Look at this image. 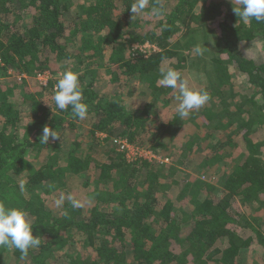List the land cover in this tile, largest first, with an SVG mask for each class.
Listing matches in <instances>:
<instances>
[{
  "label": "trees",
  "instance_id": "1",
  "mask_svg": "<svg viewBox=\"0 0 264 264\" xmlns=\"http://www.w3.org/2000/svg\"><path fill=\"white\" fill-rule=\"evenodd\" d=\"M134 2L0 0V200L27 210L41 239L27 256L0 247V264H59L58 251L68 264H264V22L242 21L238 0H150L168 10L159 19L133 15ZM210 36L216 53L199 88L210 105L192 112L194 135L179 152V166L192 173L173 163L163 170L156 159L130 161L117 140L168 158L164 140L178 137L181 124L177 114L169 120L174 91L159 83L161 71L182 72L195 41ZM145 44L151 49L136 47ZM68 69L81 73L89 105L82 121L54 104L58 75ZM46 73V88L31 92L27 79ZM131 82L147 85L150 102L125 105L120 95ZM107 84L116 87L111 94ZM17 90L31 114L24 123L11 100ZM46 94L49 107L40 100ZM90 119L86 137L111 146L102 162L76 155L79 140L61 143L70 133L82 137ZM45 126L60 137L41 143ZM67 175L93 182L74 196L83 207L66 199L55 211L49 196Z\"/></svg>",
  "mask_w": 264,
  "mask_h": 264
},
{
  "label": "clouds",
  "instance_id": "2",
  "mask_svg": "<svg viewBox=\"0 0 264 264\" xmlns=\"http://www.w3.org/2000/svg\"><path fill=\"white\" fill-rule=\"evenodd\" d=\"M240 7L234 8L235 14L245 23L256 20L264 22V0H238ZM150 0H135L130 10L133 15L155 17L157 19L167 15V8L162 3H152ZM163 27H166L164 25ZM209 50L204 41L197 43L193 49L196 56L203 57ZM81 73L68 69L60 73L54 86L53 100L57 110L63 112L71 110L73 118L85 120L89 114V105L84 101L83 87L80 81ZM159 83L176 92V114L181 118L189 117L194 110L203 108L211 95L205 89L193 88L189 79L180 70L167 67L161 71ZM60 135L56 129L48 126L43 128L40 142L47 144L49 139H57ZM26 180L19 181L21 192L26 191ZM72 208H81L83 203L71 194L63 193L55 199L56 208H62L65 200ZM67 215V212L64 213ZM33 222L29 213L23 208L10 207L4 200H0V247L17 249L23 256H27L29 249H36L41 245L39 236L33 234Z\"/></svg>",
  "mask_w": 264,
  "mask_h": 264
},
{
  "label": "rangeland",
  "instance_id": "3",
  "mask_svg": "<svg viewBox=\"0 0 264 264\" xmlns=\"http://www.w3.org/2000/svg\"><path fill=\"white\" fill-rule=\"evenodd\" d=\"M237 6V5H236ZM210 41L204 42L205 47H208L209 50L205 53V55L203 57H199L196 56L193 52V50H189L190 52L192 51V56L189 57L188 63H187V67L186 69L184 68L182 70L183 75L185 76V78L189 79V83L193 86V88H201L204 83V72L206 69L207 64L210 63L211 58L213 57L214 53H216V47L214 46L213 43V39L210 36ZM197 43H201V41L197 42L195 41V43L193 44V49L195 47V45ZM139 49H142L143 51H148L149 49H151V46H148L147 44H145L142 47L136 46ZM187 52V51H186ZM166 65L163 67V69H166ZM62 73V72H61ZM10 74L12 75L13 72L10 71ZM27 78V77H26ZM41 79H39V76L30 79L27 81L29 82V89L31 90V92L33 93H39L41 92V90H44L47 86L48 81L50 80V75L48 73L40 76ZM101 81V79H100ZM102 86H105V82L102 81L101 82ZM42 87H44L42 89ZM116 87H107L105 89V93L106 94H111V90L115 91ZM131 89V91L133 92L132 94H128V90ZM21 93L17 90L15 91V94L11 97L12 101L16 104L19 105V107H22V111L24 110L23 106H22V101H21ZM176 92H174V95L172 97V110L170 112V114L168 115L169 120L174 119L176 116V105H177V101L175 100V96H176ZM120 98L122 100H124V103L127 107H132V106H139V105H145L146 103L150 102L151 97L149 95V89L147 87V85H136V83L131 82L129 85H127L123 91L122 94L120 95ZM40 100H42L44 102V107H49V102H50V95L46 94V96L40 97ZM206 105H210V102H208ZM205 107V106H204ZM161 117H167L166 115V111H163L160 118ZM197 116L195 115V113H191V115L189 117L186 118H179L178 124H181L180 126V133L178 134V137L173 138V137H169V135L166 137V139L164 140V145H165V149L166 152L169 154L168 158H165L163 156L160 155H156L154 154L151 150H146L143 149L141 147H137L133 144H129L126 140H123L122 142L125 144V147L119 146V148L117 149L118 152L123 153L126 155L127 158H129L130 160H133L137 157H144L147 160H152V159H156L159 162L162 163L163 166V170L165 167V165H170V164H175L176 167H178L181 170H185L188 171L190 173V171L188 169H186L185 167L179 166L180 163L179 161L181 160V155L179 152H181L182 150H184L182 141L184 140H189L190 136H193L194 133L192 132V125L191 122L192 120H194ZM156 117H154L155 119ZM172 118V119H171ZM30 121L31 120V114L23 111L22 114V121L23 123L25 121ZM91 119L88 120L87 122H84L81 126V128H83L79 133L82 137L77 138L75 133L74 134H68L67 136H65L62 140L61 143H64V145L66 147H68L72 141L74 139L79 140L82 144V147L77 148L74 146H71V150L76 153V155H78L80 158L83 159H93L95 162H102V155L105 154H109L111 153V146L110 144H108V142H102L96 143L95 141L89 139L86 137L87 131L91 130ZM166 123V122H165ZM154 125H152V127H149V130L147 132V134L143 135L142 137H144L145 139H142V141L146 142L148 139L146 138H150L152 132L153 131ZM148 136V137H147ZM261 136V134L256 133L255 134V139H259ZM75 137V138H74ZM99 138H106V135L104 134H98ZM118 144L121 145V143L117 142ZM181 144V145H180ZM65 154V153H64ZM63 154V155H64ZM177 160L178 162L174 161ZM192 173V172H191ZM190 173V174H191ZM196 173V172H195ZM216 173L219 174V171L216 170ZM93 177H91L90 175H88V177L84 178V177H80V176H73V175H67V178L64 179V183L61 184V188L59 187V185L57 184V186L60 188L59 190L53 192L50 196H49V206L50 208L54 209L55 211H62V208H56L54 201L56 198H58L61 193H62V189H66L65 192H67V194H71L72 196H77V194H81V192H83L82 189L88 187L87 185L90 183H92L93 181ZM88 182V184H87ZM85 190V189H84ZM83 195V194H81ZM54 259H56L58 261L59 264H68L66 261V257H65V253L62 251H58L55 255H54ZM53 259V260H54ZM15 264V262H13L12 260H10V262L5 261L4 264Z\"/></svg>",
  "mask_w": 264,
  "mask_h": 264
},
{
  "label": "built area",
  "instance_id": "4",
  "mask_svg": "<svg viewBox=\"0 0 264 264\" xmlns=\"http://www.w3.org/2000/svg\"><path fill=\"white\" fill-rule=\"evenodd\" d=\"M40 76H42V75H39V79H41L40 78ZM119 143H121V146L122 147H125V144L122 142L123 140H117ZM120 145V144H119ZM129 159V158H128ZM136 159V158H135ZM135 159H133V160H135ZM130 160V159H129ZM130 161H132V160H130Z\"/></svg>",
  "mask_w": 264,
  "mask_h": 264
}]
</instances>
